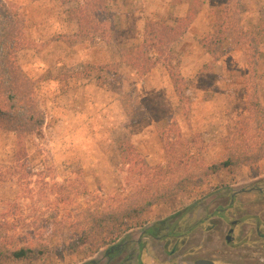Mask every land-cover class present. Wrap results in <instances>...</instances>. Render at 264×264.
<instances>
[{"label": "rangeland", "instance_id": "1", "mask_svg": "<svg viewBox=\"0 0 264 264\" xmlns=\"http://www.w3.org/2000/svg\"><path fill=\"white\" fill-rule=\"evenodd\" d=\"M0 1L24 12L30 44L17 63L46 118L27 144L30 164L14 163L12 135L0 139V250L36 255L0 264H264V58L250 66L242 34L264 23V0H106L111 43L78 36L74 3ZM190 13L172 46L187 83L182 105L163 65L145 76L118 66L142 43L147 22ZM124 143L135 148L130 161ZM181 183L189 189L165 197ZM149 202L147 225L114 257L108 247L93 253L78 244L92 217ZM174 215L184 235L145 233L162 221L172 226Z\"/></svg>", "mask_w": 264, "mask_h": 264}, {"label": "trees", "instance_id": "2", "mask_svg": "<svg viewBox=\"0 0 264 264\" xmlns=\"http://www.w3.org/2000/svg\"><path fill=\"white\" fill-rule=\"evenodd\" d=\"M60 1L64 5L73 3L77 5L71 10L70 16L75 18L79 26L78 36L89 38L93 43L98 41L111 43L114 37L112 34L116 32L114 17L110 16L111 18H109L111 14L108 11L106 0ZM107 12L108 18L104 17ZM190 14L189 17L172 19L171 22H147L142 43L137 48L124 52L121 56L120 66H118V69L121 65L129 67L137 75L145 76L158 65H163L182 105L186 100L184 92L187 90V83L180 72V63L172 46L189 29L193 21L190 17L193 15ZM25 20L24 12L19 6L0 1V139L4 134L13 136V157L16 164H30V159L27 157V144H35L36 134L43 130L46 123L45 114L38 102L35 83L25 75L17 63L18 53L30 44L25 32ZM242 34L249 46L246 49L249 64L255 68L259 60L264 58V23L255 27L251 33ZM107 68L109 69L108 73H113L111 67ZM120 81H122L121 78ZM256 95L257 93H253L249 104L256 105ZM251 109L253 110L251 113L255 112L254 108ZM175 146L177 147L178 144L173 142L170 148L174 149ZM119 149L124 160H132L135 148L131 143L121 144ZM259 149L264 150V145H261ZM232 161L234 159L229 158L221 163L220 168L231 166ZM172 163L174 166L177 164L174 161ZM220 168L218 165H214V172ZM186 183L179 184L174 189L176 192L171 191L172 193H167L165 197L172 198L173 194L177 192L187 191L189 187ZM159 196L163 198L160 192ZM153 204L154 202L146 203V206L143 205L140 211L136 207L125 205L112 212H102L98 217H92V220L87 223V231L78 236V244L88 245L93 253L108 247V253L112 252L111 258L114 257L119 254L121 245L126 243L132 230L147 225L148 222L141 215L145 208ZM193 209L192 205L186 208L184 213ZM173 218L176 220L172 226L166 225L167 221H162L147 230L153 236H160V232L166 230L167 233L164 235L166 239L180 236V234L184 235L178 231L177 227L180 217L174 215L168 220ZM35 257V252L29 248L16 249L9 254L0 250V263L5 258L25 261ZM89 264H96V262L92 261Z\"/></svg>", "mask_w": 264, "mask_h": 264}, {"label": "water", "instance_id": "3", "mask_svg": "<svg viewBox=\"0 0 264 264\" xmlns=\"http://www.w3.org/2000/svg\"><path fill=\"white\" fill-rule=\"evenodd\" d=\"M236 222L233 223V225H235ZM233 233V229L229 232L230 235H228L227 237V241L229 242L230 241V238H231V234ZM196 264H210L209 261H205V260H199L196 262Z\"/></svg>", "mask_w": 264, "mask_h": 264}, {"label": "flooded vegetation", "instance_id": "4", "mask_svg": "<svg viewBox=\"0 0 264 264\" xmlns=\"http://www.w3.org/2000/svg\"><path fill=\"white\" fill-rule=\"evenodd\" d=\"M235 198V195L233 196V198L232 199H234ZM238 225V223L236 222V224L235 225H233L234 227H236ZM232 230V229H231ZM230 230V231H231ZM234 229H233V233H234ZM145 233H147L150 237H152V238H154V239H157V240H160L161 239V237L160 236H153L152 234H150L149 233V231L147 230V231H145ZM232 233V234H233ZM141 242V239L139 240V243ZM142 245V244H141ZM210 264H212V263H210Z\"/></svg>", "mask_w": 264, "mask_h": 264}]
</instances>
